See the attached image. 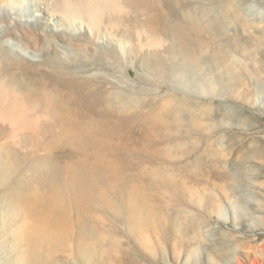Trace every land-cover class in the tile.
Listing matches in <instances>:
<instances>
[{
    "label": "rangeland",
    "instance_id": "rangeland-1",
    "mask_svg": "<svg viewBox=\"0 0 264 264\" xmlns=\"http://www.w3.org/2000/svg\"><path fill=\"white\" fill-rule=\"evenodd\" d=\"M160 1L196 12L238 4L245 26L230 25L227 33L250 53L216 38L247 70L220 94L200 96L166 69L161 76L145 69L133 54L122 63L80 52L74 70L81 76L107 69L106 77L136 86L146 101L101 104L95 119L104 141L67 135L54 143L52 133L0 142V264H264V0ZM47 55L60 62L67 54ZM171 94L189 101L190 111L212 108L194 114L212 129L190 130L187 116L186 131H168L175 124ZM67 106L78 122L80 103ZM74 174L94 178L92 188L109 202L93 189L77 200ZM140 197L156 216L135 209Z\"/></svg>",
    "mask_w": 264,
    "mask_h": 264
},
{
    "label": "bare ground",
    "instance_id": "bare-ground-1",
    "mask_svg": "<svg viewBox=\"0 0 264 264\" xmlns=\"http://www.w3.org/2000/svg\"><path fill=\"white\" fill-rule=\"evenodd\" d=\"M237 6L230 1L214 10L199 8L196 12L172 2L165 7L160 0H0V142L52 133L54 143L67 135L79 142L91 138L104 141L106 131L95 119L101 104L119 105L117 108L145 103L136 86L121 85L113 74L109 78L115 71L110 67L109 77L105 76L107 69L105 75L87 69L81 76L78 72L82 69L74 70L80 52L90 57L121 58L122 63L133 54L156 75L166 69L185 90L200 96L220 94V86L232 87L239 72L248 68L234 59L230 49L217 43L221 35L231 50L245 52L239 37L227 33L230 25L245 26ZM205 33L212 38L207 39ZM49 51L67 55L57 62L49 58ZM164 57L169 61L162 64ZM170 97V116L175 124L168 131H186L182 121L187 116H193L190 130L212 129L194 116L212 108L195 106L190 111L191 104L185 98ZM67 103H80L82 117L78 122L73 121ZM88 129L97 137H90ZM74 182L77 200H83L93 189L102 201L109 202L105 192L92 188L94 178L74 174ZM133 199L137 211L157 212L151 202ZM111 205L115 209L113 202Z\"/></svg>",
    "mask_w": 264,
    "mask_h": 264
}]
</instances>
